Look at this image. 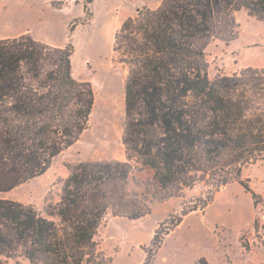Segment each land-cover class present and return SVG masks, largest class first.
Listing matches in <instances>:
<instances>
[{
    "label": "trees",
    "instance_id": "trees-1",
    "mask_svg": "<svg viewBox=\"0 0 264 264\" xmlns=\"http://www.w3.org/2000/svg\"><path fill=\"white\" fill-rule=\"evenodd\" d=\"M241 10L263 20L264 0H162L124 20L113 47L128 69L123 142L153 172L146 192L135 189L130 162L103 160L71 166L44 213L0 197V264H108L96 240L108 214L140 219L152 200L210 186L200 205L160 224L144 262L152 264L164 235L214 191L233 181L250 190L241 175L264 157V67L211 79L205 57L213 40L236 38ZM74 52L72 42L29 33L0 39V192L45 173L87 129L95 91L74 76Z\"/></svg>",
    "mask_w": 264,
    "mask_h": 264
},
{
    "label": "rangeland",
    "instance_id": "rangeland-1",
    "mask_svg": "<svg viewBox=\"0 0 264 264\" xmlns=\"http://www.w3.org/2000/svg\"><path fill=\"white\" fill-rule=\"evenodd\" d=\"M162 0H0V37L29 33L55 46L74 44L73 73L90 81L95 105L87 129L69 148L56 156L49 169L0 197L18 200L45 212L62 192L70 167L82 161L120 160L133 165L135 189L146 192L152 170L141 168L130 155L123 137L126 127L125 79L127 67L114 51L115 34L129 16ZM238 34L231 40L215 39L206 48L208 75L239 73L264 67V19L237 13ZM73 31L70 33V27ZM71 34V35H70ZM240 182L213 192V199L192 211L164 235L152 264H264V157L245 167ZM212 188L196 182L182 195L152 200L151 213L140 219L107 215L96 236L108 264H144L160 224L173 214L200 205ZM9 264H29L11 259Z\"/></svg>",
    "mask_w": 264,
    "mask_h": 264
},
{
    "label": "crops",
    "instance_id": "crops-1",
    "mask_svg": "<svg viewBox=\"0 0 264 264\" xmlns=\"http://www.w3.org/2000/svg\"><path fill=\"white\" fill-rule=\"evenodd\" d=\"M157 7H158V6H157ZM155 8H156V7H155ZM2 37H4V36H1L0 39H1Z\"/></svg>",
    "mask_w": 264,
    "mask_h": 264
}]
</instances>
